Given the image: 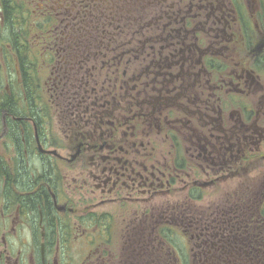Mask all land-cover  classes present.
<instances>
[{
	"label": "flooded vegetation",
	"instance_id": "flooded-vegetation-1",
	"mask_svg": "<svg viewBox=\"0 0 264 264\" xmlns=\"http://www.w3.org/2000/svg\"><path fill=\"white\" fill-rule=\"evenodd\" d=\"M4 1L0 264H152L174 233L264 264V234L188 206L264 162V0H9L26 34L53 16L38 48Z\"/></svg>",
	"mask_w": 264,
	"mask_h": 264
},
{
	"label": "rangeland",
	"instance_id": "rangeland-1",
	"mask_svg": "<svg viewBox=\"0 0 264 264\" xmlns=\"http://www.w3.org/2000/svg\"><path fill=\"white\" fill-rule=\"evenodd\" d=\"M175 198H159L156 201V204L159 207L168 203L176 204L180 200ZM262 200H264V162L258 163L257 166H255L254 169H252V171L247 173L245 176H240L235 180L222 182L221 186L217 189L206 188L204 197L201 200L194 202L190 201L188 206L191 209H199L198 211L206 213V216H210L211 219L214 218L212 215L216 214L213 213L212 210H223L222 216L218 213L215 215L216 220H218V218L219 220H222V225L231 224L234 214H237L238 219H240L239 223L243 224L242 230H246L248 234L253 236V240L255 242L257 240L260 241L258 238L263 237L264 234V213L262 214ZM146 206L147 204H144L142 208H145ZM253 214L254 216L251 217ZM243 215L251 216L248 217ZM122 224L123 222L121 221V218L118 217V225H120L119 230ZM222 230L223 233H229L230 231L226 230V228ZM176 236L177 237L174 236L173 238L175 241H178L177 238L182 239L179 233H176ZM109 251V264L113 262L122 264L124 262L118 261V258L114 259L115 256L123 255L121 254L122 249L119 248V245L115 244V248H110ZM175 253L179 256L177 250ZM189 253L190 261L194 263L197 262L195 256L196 253H198L197 249H190ZM174 256L171 255V250L167 245L164 247L158 245L156 250L157 260L155 261H158V264L170 261L175 263L176 259Z\"/></svg>",
	"mask_w": 264,
	"mask_h": 264
},
{
	"label": "trees",
	"instance_id": "trees-1",
	"mask_svg": "<svg viewBox=\"0 0 264 264\" xmlns=\"http://www.w3.org/2000/svg\"><path fill=\"white\" fill-rule=\"evenodd\" d=\"M15 1V0H14ZM19 8L17 7V4H14V6H11L9 4V0H5L4 1V7H3V13H4V19L5 22L7 23L8 27L12 30V37L11 40L13 42L14 45H17L16 47L20 48V42L22 41L23 38H25V35H27L28 38V42H29V48H38L39 47V40L43 39V33L45 32L46 35L52 32V25L54 24V20L52 19L53 16H47L45 21H41L39 19H37V17H35L34 13L32 12V10H30V23H29V29H28V34H26V31L23 29V23L22 22V14L21 11L19 12L18 10ZM44 22V23H43ZM40 35V36H39ZM39 36V37H38ZM20 45V46H19ZM263 206V212L264 213V205ZM175 237L176 233L173 234ZM178 241H175L173 239L172 245H169V248L171 250V255L174 256L175 254V259L176 262H166V263H160V264H241V263H235L234 261L230 260L233 258L232 256L235 257V254L233 253L232 256H230V250L229 252L227 251L228 249L221 247L219 250L222 252H225L226 254L223 255H227L221 258L220 261H213V259H209L208 261H205V263H203L202 261L199 260L198 257V253H196V260L197 262H192L190 261V253L189 250L193 249V248H187L185 246H183L181 240L179 238H177ZM163 247V246H162ZM174 251H173V249ZM197 249V252L199 250L203 251V249H198V248H194ZM177 250V252L179 253V256L175 253V251ZM218 250V248L216 249ZM215 249H211L212 252L216 251ZM243 250V249H242ZM205 251H209L208 249H206ZM211 254L207 253V256H209ZM157 260V259H156ZM158 261H155V264ZM152 263V264H154ZM253 264H261V263H256L254 262Z\"/></svg>",
	"mask_w": 264,
	"mask_h": 264
}]
</instances>
